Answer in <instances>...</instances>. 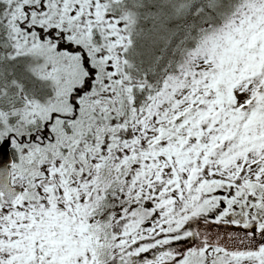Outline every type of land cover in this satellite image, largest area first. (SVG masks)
<instances>
[{"label":"snow or ice","instance_id":"obj_1","mask_svg":"<svg viewBox=\"0 0 264 264\" xmlns=\"http://www.w3.org/2000/svg\"><path fill=\"white\" fill-rule=\"evenodd\" d=\"M0 264H264V0H0Z\"/></svg>","mask_w":264,"mask_h":264}]
</instances>
